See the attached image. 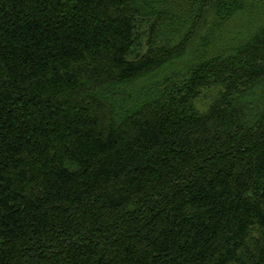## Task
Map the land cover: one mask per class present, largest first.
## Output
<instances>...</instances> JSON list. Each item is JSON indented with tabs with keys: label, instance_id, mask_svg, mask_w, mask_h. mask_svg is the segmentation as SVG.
<instances>
[{
	"label": "trees",
	"instance_id": "trees-1",
	"mask_svg": "<svg viewBox=\"0 0 264 264\" xmlns=\"http://www.w3.org/2000/svg\"><path fill=\"white\" fill-rule=\"evenodd\" d=\"M248 6L0 0V264H264Z\"/></svg>",
	"mask_w": 264,
	"mask_h": 264
},
{
	"label": "rangeland",
	"instance_id": "rangeland-1",
	"mask_svg": "<svg viewBox=\"0 0 264 264\" xmlns=\"http://www.w3.org/2000/svg\"><path fill=\"white\" fill-rule=\"evenodd\" d=\"M248 11L240 14L235 20L229 23L222 35L220 45L228 46L239 38H246L255 31L264 20V0H248ZM219 89L205 91L202 98L197 101V106L201 111L208 108L211 99L218 93Z\"/></svg>",
	"mask_w": 264,
	"mask_h": 264
}]
</instances>
